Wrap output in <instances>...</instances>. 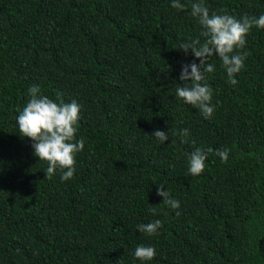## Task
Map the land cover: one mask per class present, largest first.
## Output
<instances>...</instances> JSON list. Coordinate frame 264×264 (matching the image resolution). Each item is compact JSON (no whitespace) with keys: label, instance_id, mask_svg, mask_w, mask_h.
Returning a JSON list of instances; mask_svg holds the SVG:
<instances>
[{"label":"trees","instance_id":"16d2710c","mask_svg":"<svg viewBox=\"0 0 264 264\" xmlns=\"http://www.w3.org/2000/svg\"><path fill=\"white\" fill-rule=\"evenodd\" d=\"M172 2L0 0V264H264V29L250 30L236 85L209 58L215 111L205 119L176 96L181 66L199 64L178 49L204 39L191 16L197 0H179L183 10ZM204 2L264 15V0ZM32 85L82 106L85 144L67 181L60 170L48 178L19 132ZM196 148L212 151L194 176ZM159 184L179 209L163 203ZM157 219L156 235L137 230ZM139 245L156 256L135 258Z\"/></svg>","mask_w":264,"mask_h":264},{"label":"clouds","instance_id":"9594fccd","mask_svg":"<svg viewBox=\"0 0 264 264\" xmlns=\"http://www.w3.org/2000/svg\"><path fill=\"white\" fill-rule=\"evenodd\" d=\"M171 6L177 10L185 8L179 0H173ZM191 16L196 18L202 27L200 35L204 39L201 41L197 38L179 44L178 49L185 54L190 49L192 56L199 60V64L193 61L181 66L179 80L185 83L183 86L177 85L176 96L184 103L199 109L203 117L208 119L215 111L211 103L213 89L206 82L205 76V73L215 71V66L208 62L209 58L218 57L221 67L227 74L228 82L236 85L238 81L235 77L245 67L247 52L243 49L247 44V36L254 26L264 29V15L258 18L248 15L237 18L226 12H210L204 0H197L191 4ZM27 91L29 99L17 116L19 132L22 137L32 141L33 154L39 160L47 162L48 178L51 179L56 171L60 170L61 181H67L74 176L75 157L83 150L85 144L83 137L77 139L82 106L75 100L65 102L60 93H57L55 100L43 95L38 85L30 86ZM178 134L183 137L182 142H188V129H183ZM152 136L161 144L169 139L168 134L160 130H155ZM211 151L196 148L188 154V171L191 175L203 173L207 154ZM216 155L220 157L221 162H227L229 150L218 149ZM157 195L163 197L164 204L172 209H179L180 202L170 198L164 184L158 185ZM175 214L179 216L180 212L177 211ZM161 227L162 222L157 219L147 224H138L137 230L151 236L156 235ZM134 256L140 261H151L156 256V250L152 246L139 245L135 248Z\"/></svg>","mask_w":264,"mask_h":264}]
</instances>
